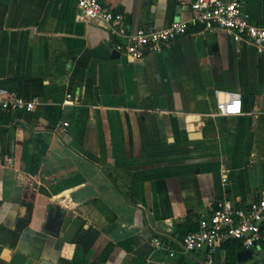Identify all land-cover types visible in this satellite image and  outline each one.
Segmentation results:
<instances>
[{
  "label": "crops",
  "instance_id": "0c3cea01",
  "mask_svg": "<svg viewBox=\"0 0 264 264\" xmlns=\"http://www.w3.org/2000/svg\"><path fill=\"white\" fill-rule=\"evenodd\" d=\"M100 1L125 33L76 0H0V86L37 101L0 113V264H264V244L228 263L223 244L152 243L264 193V53L191 26L135 59L126 33L189 20L193 0ZM240 1L264 25V0ZM217 90L242 112L218 113Z\"/></svg>",
  "mask_w": 264,
  "mask_h": 264
},
{
  "label": "built area",
  "instance_id": "2783aa9c",
  "mask_svg": "<svg viewBox=\"0 0 264 264\" xmlns=\"http://www.w3.org/2000/svg\"><path fill=\"white\" fill-rule=\"evenodd\" d=\"M76 2L87 18L110 22L117 35L125 33L122 28V12L100 0ZM191 8L193 15L189 20L175 19L161 28L140 27L134 32L126 33V41L118 43L117 49L141 60L148 53L167 49L194 26L208 31H226L234 41L253 44L260 53H264V25L253 21L250 12L240 0H193ZM216 95L218 113L225 115L242 112L239 92L223 94V91L217 90ZM68 97L78 99L71 92ZM36 104V99L25 98L7 87L0 86V113L33 111ZM64 124L67 126L69 122ZM230 239L240 240L244 247L251 249L260 248L264 244V193L247 205L236 204L225 198L219 201L209 215L199 219L196 230L188 232L180 239H166L157 235L152 238V243L156 248L165 249L171 256H175L179 251H213Z\"/></svg>",
  "mask_w": 264,
  "mask_h": 264
},
{
  "label": "trees",
  "instance_id": "16d2710c",
  "mask_svg": "<svg viewBox=\"0 0 264 264\" xmlns=\"http://www.w3.org/2000/svg\"><path fill=\"white\" fill-rule=\"evenodd\" d=\"M40 159L34 158L31 166V171L36 172L39 169ZM198 228V223L192 226H188L186 230H184L180 236L187 234L190 231H194ZM223 247L226 249V259L228 263H236L237 262V253L239 250L243 248V244L240 240L230 239L223 243Z\"/></svg>",
  "mask_w": 264,
  "mask_h": 264
},
{
  "label": "water",
  "instance_id": "95a60500",
  "mask_svg": "<svg viewBox=\"0 0 264 264\" xmlns=\"http://www.w3.org/2000/svg\"><path fill=\"white\" fill-rule=\"evenodd\" d=\"M253 254V250L251 248H246L245 250L239 252V258L240 259H246L247 255L251 256Z\"/></svg>",
  "mask_w": 264,
  "mask_h": 264
}]
</instances>
